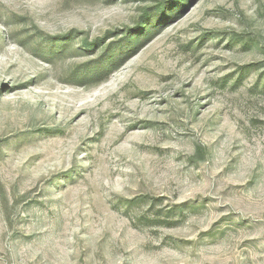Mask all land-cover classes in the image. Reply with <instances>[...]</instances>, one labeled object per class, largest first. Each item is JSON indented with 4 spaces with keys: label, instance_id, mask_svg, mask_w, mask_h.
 <instances>
[{
    "label": "rangeland",
    "instance_id": "1",
    "mask_svg": "<svg viewBox=\"0 0 264 264\" xmlns=\"http://www.w3.org/2000/svg\"><path fill=\"white\" fill-rule=\"evenodd\" d=\"M0 264H264V0H0Z\"/></svg>",
    "mask_w": 264,
    "mask_h": 264
}]
</instances>
